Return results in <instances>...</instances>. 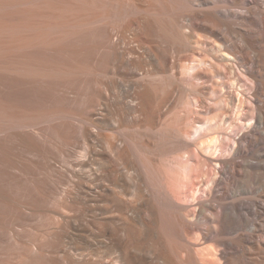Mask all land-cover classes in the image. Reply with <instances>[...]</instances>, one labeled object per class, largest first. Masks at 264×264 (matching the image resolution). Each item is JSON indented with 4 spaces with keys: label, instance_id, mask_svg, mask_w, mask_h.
I'll use <instances>...</instances> for the list:
<instances>
[{
    "label": "bare ground",
    "instance_id": "obj_1",
    "mask_svg": "<svg viewBox=\"0 0 264 264\" xmlns=\"http://www.w3.org/2000/svg\"><path fill=\"white\" fill-rule=\"evenodd\" d=\"M0 264H264V0H0Z\"/></svg>",
    "mask_w": 264,
    "mask_h": 264
}]
</instances>
